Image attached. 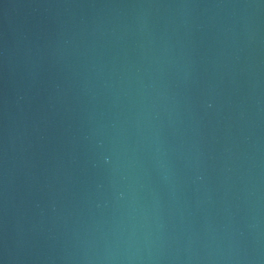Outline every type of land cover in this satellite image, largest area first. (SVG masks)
I'll list each match as a JSON object with an SVG mask.
<instances>
[{
    "label": "water",
    "instance_id": "obj_1",
    "mask_svg": "<svg viewBox=\"0 0 264 264\" xmlns=\"http://www.w3.org/2000/svg\"><path fill=\"white\" fill-rule=\"evenodd\" d=\"M0 264H264V0H0Z\"/></svg>",
    "mask_w": 264,
    "mask_h": 264
}]
</instances>
